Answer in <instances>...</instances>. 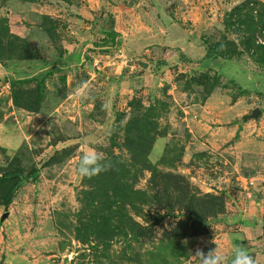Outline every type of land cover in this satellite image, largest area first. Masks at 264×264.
Instances as JSON below:
<instances>
[{
  "label": "rangeland",
  "instance_id": "1",
  "mask_svg": "<svg viewBox=\"0 0 264 264\" xmlns=\"http://www.w3.org/2000/svg\"><path fill=\"white\" fill-rule=\"evenodd\" d=\"M254 1L0 0V167L38 170L9 207L0 204V264H199L195 251L217 246L213 223L238 187L233 152L248 144L240 131L264 130V66L243 49L246 27L230 15ZM8 35L21 38L17 51ZM228 40L237 51L227 65L208 62L206 42ZM119 77L130 93L114 91ZM32 78L26 86L44 81L38 110L8 107L13 81ZM138 103L156 107L155 173L143 151L132 159L128 149ZM256 107L263 112L247 126ZM257 138L264 143V133ZM90 150L111 166L82 177L78 162ZM40 171L51 180L47 197Z\"/></svg>",
  "mask_w": 264,
  "mask_h": 264
},
{
  "label": "crops",
  "instance_id": "2",
  "mask_svg": "<svg viewBox=\"0 0 264 264\" xmlns=\"http://www.w3.org/2000/svg\"><path fill=\"white\" fill-rule=\"evenodd\" d=\"M185 42L186 44L189 43V41ZM179 47L182 52L180 50H178V52L180 51L181 54L187 53L184 51V45L183 47L182 45ZM206 60L216 66L219 64H222L221 66L227 65L229 62V60H225L224 63L222 62V59ZM94 67L95 64L91 66L92 69ZM141 77L144 76L142 75L140 78ZM118 79L119 80L117 81L114 79L111 80L115 84L114 91L123 94H127L128 91L130 93L132 90L129 88L133 89V86L129 85L130 81L124 79L121 80L120 77ZM111 87L113 90V86ZM8 104V107L11 108L12 106V108H15L12 101H9ZM18 114H20L19 111ZM18 114L15 117H18ZM224 118L226 119L227 116L224 115ZM232 119H234L233 116ZM253 121L248 119L247 126L252 125L251 123ZM240 124V122H236L234 125H237V127L231 128L234 130L237 128L236 131H238L242 126V124ZM225 129L229 130V128ZM254 129L255 130L253 131L257 132L256 138L264 133V130L262 129ZM251 133V130L247 127H244V129L240 131L242 136L247 137L248 140L246 141L248 144H241V141H239L236 150L234 149L233 152L236 154L237 160L234 164V168L237 171L236 180L238 187L235 188L232 193L230 192L231 194H228L225 204V212L219 216L215 223H213L214 229L216 230H214L211 241L215 240L217 248L224 252L225 255L229 256V258H231L234 246L246 249L249 254L255 255V258L264 257V254L262 253L264 251V143L263 141H259L258 138L256 140L255 137H250ZM245 138H243V140ZM40 173L39 180L37 181L38 188L41 189L42 194L47 197V195L51 193L46 192V190L50 189L51 185L49 181L51 180H49V177L43 174V172L40 171Z\"/></svg>",
  "mask_w": 264,
  "mask_h": 264
},
{
  "label": "trees",
  "instance_id": "3",
  "mask_svg": "<svg viewBox=\"0 0 264 264\" xmlns=\"http://www.w3.org/2000/svg\"><path fill=\"white\" fill-rule=\"evenodd\" d=\"M254 2L258 5V7L255 6L253 2V4L245 3L243 4V6L240 5L233 8L230 15L233 16L238 14V27L240 29L242 27H246L247 29H245L246 34L243 37L244 40L242 41V45L244 47L243 49H245L249 54L252 53V55L256 57L255 61L264 66V43L257 42L258 34H261L264 40V4H261L257 0H255ZM244 7L249 8V10L243 11ZM225 25L227 26L228 23L226 22ZM2 26L3 27L1 28V30H6L7 32L8 26ZM1 32L2 31H0V33ZM108 34H110L109 42L113 43L117 36V32L111 31ZM8 38V47H13L14 51H17L15 49V46H18L17 42H20L21 38L17 35H12V37L8 35ZM206 43L207 53L205 57L207 59H230L233 55H235L237 51V44L234 41L228 40L224 43L216 41L214 42V44H210V42L207 41ZM5 45V42L0 39V49L2 51L6 47ZM171 54H173V50L169 52L168 55ZM181 57L186 59L183 54L181 55ZM162 63H165V60H163ZM36 80L37 84L34 87L26 86L34 81L33 78L13 81L11 97L16 107L27 109L29 111L38 110L44 97V81H38V79ZM137 105L138 107H136V109L133 111L131 119L127 126L128 149L133 155L132 159L137 158V156L140 155V152L143 151V156L141 157L143 166L148 169L152 168V171H154L153 173H155L156 171H158V169L153 168L149 163L148 155L153 147V143L156 138L155 134H152V129L154 128L155 122L151 120L152 117L149 114L151 112H154L156 110V107L147 108L143 112L142 109L144 106L141 103H138ZM21 170V168H16L14 170H4L2 167H0V204L4 205L6 208L9 207V205L13 201V197L18 187L24 180H28L29 178H32L33 180L38 179V170H33L31 174H23ZM89 193L94 197L95 190L92 189ZM89 205L94 207V203H90ZM197 217L199 222H202V217H200V215H198ZM104 219L106 220L105 228H111L110 226H112L113 224L110 225V221L107 218ZM141 233H145V229H143Z\"/></svg>",
  "mask_w": 264,
  "mask_h": 264
},
{
  "label": "clouds",
  "instance_id": "4",
  "mask_svg": "<svg viewBox=\"0 0 264 264\" xmlns=\"http://www.w3.org/2000/svg\"><path fill=\"white\" fill-rule=\"evenodd\" d=\"M86 94V85L80 86L78 95L84 96ZM80 175L91 177L97 175L102 171H106L111 166L107 162V158L95 150L85 151L78 162ZM182 243L187 245L188 240L185 238ZM213 243L216 242L213 240ZM194 255L198 258L199 264H256V261L242 247L234 246L231 258L219 250L217 246L205 253L202 249H197Z\"/></svg>",
  "mask_w": 264,
  "mask_h": 264
},
{
  "label": "water",
  "instance_id": "5",
  "mask_svg": "<svg viewBox=\"0 0 264 264\" xmlns=\"http://www.w3.org/2000/svg\"><path fill=\"white\" fill-rule=\"evenodd\" d=\"M261 114H262V109L259 108V107H256V108H254L252 110V112L249 115H247V118H255V119H257V118L260 117ZM6 216H7V213L4 214V217H6Z\"/></svg>",
  "mask_w": 264,
  "mask_h": 264
},
{
  "label": "built area",
  "instance_id": "6",
  "mask_svg": "<svg viewBox=\"0 0 264 264\" xmlns=\"http://www.w3.org/2000/svg\"><path fill=\"white\" fill-rule=\"evenodd\" d=\"M253 184V183H252Z\"/></svg>",
  "mask_w": 264,
  "mask_h": 264
}]
</instances>
